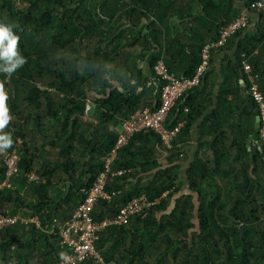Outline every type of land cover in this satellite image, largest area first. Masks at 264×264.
<instances>
[{
  "label": "trees",
  "instance_id": "trees-1",
  "mask_svg": "<svg viewBox=\"0 0 264 264\" xmlns=\"http://www.w3.org/2000/svg\"><path fill=\"white\" fill-rule=\"evenodd\" d=\"M19 1L0 0V23L12 25L19 37L18 50L26 57L12 74L0 73L11 116L0 132L10 133L13 140L4 152L19 145L18 171L10 178L11 187L0 189V213L20 218L0 230V264H61L67 253L60 227L72 219L104 171L103 158L115 147L121 124L137 110H155L161 104L163 83L154 68L164 60L160 37L168 33L167 20L182 16L184 3L198 5L211 17L218 4L214 0H23L21 5ZM151 17L159 22L158 28H151L152 49L159 52L149 60V75L133 61L136 72L124 76L120 30L131 28L128 40L137 46L143 36L137 26ZM233 20H217L212 41ZM151 21L146 29L155 25ZM205 45L193 50L195 58L184 77L194 74ZM242 48L250 53L256 45ZM250 63L264 93V63ZM165 65L173 73L169 63ZM228 71L235 74L232 62ZM37 78L48 81L47 88L42 89ZM201 85L169 112L167 129L184 122L170 147L160 134L143 130L120 148L112 169H123L126 175L109 182L107 191L116 194L110 201H100L92 217L113 219L140 196L154 204L128 225L108 226L101 233L96 248L102 262L87 257L77 264H264V154L247 147L253 127L240 126L227 146L230 139L224 129L235 110L226 105V113L221 107L229 104L227 95L233 90L222 89L217 109L199 126L196 152L184 180L188 193H182L179 165L171 159L165 165L159 159V150L178 158L182 146L191 143V128L207 106L195 95ZM44 117L52 122L47 125ZM36 135L41 136V149ZM46 146L57 149L60 160L52 162ZM234 150L238 153L233 158ZM7 171L0 152V184ZM31 172L43 179L29 181Z\"/></svg>",
  "mask_w": 264,
  "mask_h": 264
},
{
  "label": "crops",
  "instance_id": "crops-1",
  "mask_svg": "<svg viewBox=\"0 0 264 264\" xmlns=\"http://www.w3.org/2000/svg\"><path fill=\"white\" fill-rule=\"evenodd\" d=\"M214 1L218 4V8L210 12L213 15L212 17L202 12V9L198 5L188 6L187 3H184L185 13L180 12V14H183L182 16L178 15L174 18L171 17L170 20L168 19V33L166 37H160L164 44L162 54L164 61L169 63L174 74L184 76L195 58L192 53L193 50L197 49L200 44L204 45L211 42L212 37L215 36L216 28L214 29L213 25L216 24L217 20L224 17L225 19L233 20L239 15H244L247 18V27L245 29L237 35L230 37L225 45L212 51L208 74L205 75L201 87L195 91V95L200 99L202 106L205 104L207 106L201 118L191 128V143L183 145L182 148L179 145L181 154L178 158H173L172 153L170 154L166 149L159 150V159L162 164L166 165L171 159L174 164L179 165L180 169L178 171L180 181L183 183V194L189 192L184 180L186 179V170L196 152L199 126L207 116L217 109L223 88L232 89L233 94L227 95L229 104H224L221 109L227 113L228 108L224 106L231 105V108L235 110L233 114L227 117L230 120L224 129L230 139L227 142V146L231 145L234 133H239L238 128L240 126H242L243 130L244 128L250 129L253 127V132L248 135L246 144L250 150L256 148L260 150L259 133L257 139H251L254 131L258 128L259 117L257 105L251 97L248 73L244 70L243 65L245 62H256L257 65L264 63V15L250 9V0ZM194 9L197 10L193 11ZM190 11L193 12L192 16L188 14ZM122 16V22L127 23L125 16ZM151 20L155 22V25H150L146 29V26L152 22ZM158 25L159 22H157L155 17L143 19L142 23L137 26V30H143V36L140 37L137 46H133V43L128 40L133 35L132 29L126 26L122 27L120 33L123 37L122 42L125 44L121 48L120 63L122 66L120 72L124 76L130 70L136 72L137 68L133 64V61L138 62L137 64L142 68L144 73L149 75V60L159 52L158 48L152 49L151 41L155 36L152 35L151 28H158ZM241 41L243 47L250 49V47L256 45V48L250 53L244 52L242 51V46L239 48ZM229 62L233 63V70L236 75L228 71ZM250 113H254L256 117L253 118ZM237 153L236 150L233 151V158L236 157Z\"/></svg>",
  "mask_w": 264,
  "mask_h": 264
},
{
  "label": "built area",
  "instance_id": "built-area-1",
  "mask_svg": "<svg viewBox=\"0 0 264 264\" xmlns=\"http://www.w3.org/2000/svg\"><path fill=\"white\" fill-rule=\"evenodd\" d=\"M250 9L264 15V0L251 2ZM246 27L247 18L244 15H239L226 27L222 28L219 39L217 41H211L203 47L201 51V62L192 76H177L168 71L163 59L157 62L154 70L157 76L161 78L160 84L163 83L160 97L161 104L155 110L151 107L141 108L121 124L115 147L103 158L105 164L104 171L99 174L97 180L88 190L85 200L74 211L72 219L60 227L59 234L62 238L61 243L67 253L61 264H77L87 257H93L96 261L102 262L103 259L96 248V242L100 239L101 233L108 226L121 227L128 225L134 216L145 212L153 206L154 202L149 201L145 196H140L123 206L113 219L95 221L92 217V213L100 201H110L116 194V191H107L106 187L109 182L116 176L123 175L126 172L123 169L117 171L112 169V165L117 159L120 148L126 146L133 135L143 130H153L160 134L164 144L170 147L172 140L176 137L184 122H180L173 130L167 129L164 123L168 119L169 112L177 101L185 99L189 92L201 85L210 67L212 51L225 45L230 37L237 35ZM244 70L248 73L251 83V97L257 105V113L260 120L259 146L264 150V94L258 85V75L252 73L251 65L244 63ZM185 111L188 112V108H185ZM18 150L15 147L12 151L1 152L8 165V171L6 180L0 184V189L3 187H11L10 178L18 171ZM27 178L32 182H40L43 179L34 172L27 174ZM19 219L18 216H9L5 213H0V230L17 224Z\"/></svg>",
  "mask_w": 264,
  "mask_h": 264
},
{
  "label": "clouds",
  "instance_id": "clouds-1",
  "mask_svg": "<svg viewBox=\"0 0 264 264\" xmlns=\"http://www.w3.org/2000/svg\"><path fill=\"white\" fill-rule=\"evenodd\" d=\"M18 35L13 31L12 25L0 23V73L12 74L26 63L18 50ZM8 95L0 85V129H3L11 119L6 101ZM13 143L10 133L0 132V152L11 147Z\"/></svg>",
  "mask_w": 264,
  "mask_h": 264
},
{
  "label": "rangeland",
  "instance_id": "rangeland-1",
  "mask_svg": "<svg viewBox=\"0 0 264 264\" xmlns=\"http://www.w3.org/2000/svg\"><path fill=\"white\" fill-rule=\"evenodd\" d=\"M126 2H129L130 0H125ZM19 4H21V5H24L25 4V2H23V0L20 2L19 1ZM124 10V9H123ZM121 11L122 12V14L124 13V11ZM125 10H126V8H125ZM195 10H197V9H194L193 11H195ZM121 54V53H120ZM134 63V62H133ZM37 83H38V85L42 88V89H45V88H47V83H48V81H44V80H42V79H40V78H37ZM44 119H45V122L47 123V125H49L52 121L49 119V118H45L44 117ZM84 120H85V117L83 118ZM91 121L93 122V119H91ZM44 129V128H43ZM28 140L31 142L32 140V137L30 136V135H28ZM35 139H37V143H36V146L38 147V148H40L41 149V147H42V143H41V136L40 135H36L35 137H34ZM35 144H32V150L36 147V146H34ZM16 148H19V145L18 146H16ZM46 155H47V157H49L50 159H51V161L52 162H55V161H58V160H60V157L58 156V150L57 149H55V148H51L50 146H46ZM19 215H21L22 216V214L20 213Z\"/></svg>",
  "mask_w": 264,
  "mask_h": 264
},
{
  "label": "water",
  "instance_id": "water-1",
  "mask_svg": "<svg viewBox=\"0 0 264 264\" xmlns=\"http://www.w3.org/2000/svg\"><path fill=\"white\" fill-rule=\"evenodd\" d=\"M257 127L256 130L254 131V134H253V137H251V139H257L258 137V133H259V128H260V120H259V123L257 124ZM251 139H250V142H251ZM260 150L261 152L264 154V150L260 147ZM240 229L242 230L243 229V226H240Z\"/></svg>",
  "mask_w": 264,
  "mask_h": 264
},
{
  "label": "bare ground",
  "instance_id": "bare-ground-1",
  "mask_svg": "<svg viewBox=\"0 0 264 264\" xmlns=\"http://www.w3.org/2000/svg\"><path fill=\"white\" fill-rule=\"evenodd\" d=\"M126 175V174H125ZM89 188V187H88ZM112 205V204H111ZM137 216V215H136Z\"/></svg>",
  "mask_w": 264,
  "mask_h": 264
}]
</instances>
